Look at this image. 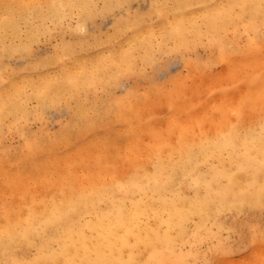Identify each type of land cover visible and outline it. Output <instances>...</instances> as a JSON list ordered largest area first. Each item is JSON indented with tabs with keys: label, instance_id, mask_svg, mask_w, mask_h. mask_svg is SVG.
<instances>
[{
	"label": "bare ground",
	"instance_id": "6f19581e",
	"mask_svg": "<svg viewBox=\"0 0 264 264\" xmlns=\"http://www.w3.org/2000/svg\"><path fill=\"white\" fill-rule=\"evenodd\" d=\"M37 1L35 0L36 4ZM132 2L133 0H43L38 4L44 7H33L31 11V14L39 19L38 24H31L29 8L8 9L16 17V23L9 26L7 35L3 25H0V33L2 32L4 35H1L2 37H7L9 31L10 34H13L9 42H6L4 38L0 39V133L2 136L5 130L19 136H26L23 120L18 117L24 113L23 102L36 100V102H39V107L34 111L26 110V113L27 115L33 113L41 121L46 120L45 114L47 111L62 112V110H66V118L59 120L60 128L63 130L59 132V135L63 137L57 142L68 143L69 140L66 135L69 134L70 129H75L79 122H98L102 124L105 120L100 118L97 113L95 115L88 114V109L77 107L74 102H99L102 100L103 95L107 94L106 88H117L122 83H125L127 88L129 87L126 88L125 98L137 96L138 90H140L139 79H149V68H163L168 61L176 57L183 58L188 65L189 57L186 58V56H189L191 52L196 53L201 47H206L209 50L208 59L210 63L214 60L217 62L234 61L239 55L236 47L239 46L243 34L256 35L255 33H246L244 28V25L253 19L251 15H247L251 10L233 9L228 6L258 4L259 0H154L146 13L132 12ZM9 5H12V3ZM16 5L32 4L31 0H17ZM60 5H92L93 7L61 8ZM106 5L108 7H105ZM153 5H156V7H153ZM117 11H119V14H116ZM75 14L80 20L77 25H63L64 21L73 15L75 16ZM138 14L140 19H138ZM108 15L113 16L112 28L108 32H103L96 23L105 16L108 17ZM245 15H247V19L243 18ZM259 19L260 17L257 14L255 17L257 26L259 25ZM49 20H56L58 24L63 26L62 29L67 33V36L75 40H67L63 37L47 54L46 61L38 60L25 67L12 68L8 61V59H11L10 56L32 53L34 51L33 39L36 36L46 35L50 39L53 38V30L47 25ZM89 23L95 24V28L91 32H88ZM22 25L26 27L28 44L22 40ZM63 30L56 29L55 32L63 35ZM14 38L21 40L26 45V51L20 49L21 44H13ZM247 44L248 48L254 53H261L258 40L256 46H253L250 41ZM92 45H95V50L90 53L88 47ZM238 49H241V47L239 46ZM51 56V60H48ZM66 58H68V62H65ZM162 72L166 75V72ZM180 81L181 77L179 76L169 84H177ZM131 83H133V86H131ZM263 83L264 76L250 81L246 85L248 96L242 99L241 102L247 104V102H252L253 99L262 98L264 96ZM172 103L174 104V102ZM261 103L259 102L255 107L260 106L259 108H261ZM259 108L257 109L260 110ZM201 112L198 111L197 113L201 114ZM200 114L199 116H202ZM263 114L259 112L256 116H245L247 121L243 116H239L240 120L238 121L243 129L250 127L253 129L254 134L258 136L260 132L259 125L264 120ZM251 117H253L251 123L245 124V122H248V118ZM11 118L13 119L11 120ZM175 122L176 120L170 119L168 124L170 129H176V127L171 126ZM97 125L95 133H99L104 128L103 125ZM207 125L209 124L207 123ZM206 127L204 126L203 129L208 128ZM212 129L215 130V127L210 129L211 133ZM214 130L213 136H215ZM225 130L216 135L217 141L221 144L224 143V137L233 132V126ZM194 131L196 132L197 128ZM208 132H205V134H210ZM212 134L211 136L208 135L206 140L203 138L204 136L189 138L186 141L180 139L179 159L172 164L170 169L160 166L163 170V178L171 177L168 190L163 195L174 201L173 204L169 205L170 208L180 210L178 213L173 212V231L171 235L177 238V242L173 246V252L164 254L166 260L190 261L191 264H197L199 257L203 254L201 248L206 245L211 256L210 263L207 264L227 263V260L235 252L241 253L242 250L240 247L230 249L221 241L216 242L221 233L227 228V230L234 231L241 236V233L246 231V223L250 221L258 223L261 215L264 214V209L259 206L258 202H252L251 200L238 202L232 196L221 199L207 195L203 178L197 167L199 162L206 155H210L211 150L215 148L216 141L211 138ZM208 137L211 138V141ZM50 141L52 140L49 139L47 142ZM125 142L123 141V143ZM57 144L59 143L54 145ZM124 145L126 144H123V148ZM54 152V147L47 150L40 145L38 140L26 137L22 156L25 160L33 162L31 160L33 155L35 158H40V162L42 158L49 157ZM17 162L18 160L15 158L8 159L6 162L1 160L3 165L7 163L14 165ZM1 164L0 169H4ZM148 170L151 171V167ZM154 170L155 168L152 172ZM20 173L22 172L20 171ZM146 174H149V172L145 171L138 176L143 177ZM128 177L124 182L117 181L107 184L102 183V181L101 186L92 187V191H78L57 203L53 201L52 204H48L47 209L42 208L43 210H41L40 208L41 211L39 212H37L39 209L31 211L20 230L8 224L17 236V239L14 242H9L8 246L13 249L27 247V241L23 239L22 231L28 226L30 218L32 227L36 228L49 217L65 212L73 202L79 201L83 196H99L100 194L118 192L117 184L127 183ZM241 178L242 180L247 179L243 175ZM225 184H227V180L214 185V191L222 192ZM151 195L152 193L149 192L148 196ZM105 208L106 205L97 201L96 207L88 210L97 211ZM226 213L234 218L232 223L229 222L228 218L226 220ZM115 222V218H113L112 223ZM152 226H156L154 221ZM30 238L39 239L35 234ZM129 241L133 244L136 243L134 237H129ZM4 248L5 241L0 240V259L5 258ZM130 251L132 249H124V253ZM203 257L204 260L208 259L207 255ZM9 258L11 259V257ZM106 258L112 261L113 264H119L122 258L126 260L128 257L126 254L122 255L117 247L110 250V254ZM231 261L229 260V263Z\"/></svg>",
	"mask_w": 264,
	"mask_h": 264
},
{
	"label": "rangeland",
	"instance_id": "374dc122",
	"mask_svg": "<svg viewBox=\"0 0 264 264\" xmlns=\"http://www.w3.org/2000/svg\"><path fill=\"white\" fill-rule=\"evenodd\" d=\"M16 1L1 0L0 15L5 12L2 5L6 3L16 5ZM32 1L31 4L36 6L43 0H38L37 4L35 0ZM153 2L154 0H133L131 11L146 13ZM32 9L29 8L31 24H38L39 19L31 14ZM116 14H119V11ZM112 20L113 16L108 15V17L105 16L99 20L96 25L103 32H108L112 28ZM79 21L75 14L64 21L63 25H77ZM47 25L53 30V38L50 39L46 35L36 36L33 39L34 51L32 53L10 56L11 59L8 61L12 68L25 67L38 60L46 61L47 54L63 37L67 40H75L67 36V33L62 29L63 26L56 20H49ZM88 25V32L94 30L95 24L89 23ZM22 26V40L28 44L26 27ZM56 29L63 30L64 34H57ZM10 33L9 31L7 37H2L4 35L1 32L0 39L4 38L6 42H9L13 36ZM247 43H249V36L243 34L239 44L241 49H238L239 46L236 47L239 55L231 62L212 61L213 57L210 63L209 50L206 47H201L196 53L191 52L189 56H186V58L189 57L188 65L183 58L176 57L168 61L163 68L151 67L148 69L149 79H139L140 90H138L137 96L125 98L126 90L129 87L127 88V85L122 83L117 88H106L107 94H104L99 102H74L77 107L88 109V114L95 115L97 113L100 118L105 120L102 124L79 122L77 127L70 129L69 134L66 135L68 143L57 142L63 137L59 135V132L63 131L60 128L59 120L66 118V110H62V112L47 111L46 120L41 121L33 113L28 115L26 113V110H36L39 107V102L36 100L23 102L24 113L18 118L23 120L26 136H19L6 130L3 136L0 133V164L1 160L5 162L13 158L18 160L14 165L1 164L4 169H0V240L5 241L3 232L8 224L20 230L31 211L39 209L37 211L39 212L47 209L48 204H52L53 201L57 203L78 191H92V187H100L102 183L124 182L126 177L132 174L140 176V173L145 171L151 173L154 165L170 169L172 164L179 159L180 139L186 141L189 138L204 136L203 138L206 140L207 136H211L213 133L214 129H212V133L210 129L215 127V136L212 134L211 138H214L213 141H217L216 135L239 123V116H243L247 121L245 116H256L259 112L263 114L264 96L253 99L247 104L241 102L248 96L246 85L250 81L264 76V52L254 53L248 48ZM13 44H21L20 49L26 51V45L21 40L14 38ZM88 50L90 53L94 52L95 45L88 47ZM51 58L52 56L48 60ZM67 59L65 62L69 61ZM162 71L166 72V75ZM179 76L181 77L179 83L169 84ZM262 87L264 89V83ZM22 98L24 99V97ZM259 102H262L261 108H259L260 106L255 107ZM253 109L255 110L253 111ZM198 111L202 116H199ZM252 118H248V122L245 124H250ZM170 119L176 120L174 125H171L176 129L169 128ZM97 124L104 127L99 133H95ZM202 126L208 128L203 129ZM207 131L210 134H205ZM26 137L38 140L40 145L47 150L54 147L55 152L49 157L42 158L40 162V158H35L33 155L31 157L33 162L25 160L22 156V149ZM49 139L52 141L47 142ZM173 139L175 140L173 141ZM123 141L126 142L123 143ZM79 142L84 144L81 145ZM53 143L59 144L54 145ZM122 143L126 144L124 145L125 149L122 147ZM149 167H151V171L148 170ZM225 218L226 220L228 218L230 223L234 219L227 213ZM240 240L241 236L238 233L226 228L216 242L221 241L226 247L237 249L240 247ZM201 250L203 254L199 257L197 264L210 263L211 256L208 247L204 245ZM241 250V253L235 252L227 260V263L243 264V261L249 259L245 255L246 250L242 248ZM204 255H207L208 259L204 260ZM229 260H232L231 263Z\"/></svg>",
	"mask_w": 264,
	"mask_h": 264
},
{
	"label": "snow or ice",
	"instance_id": "6c2138e0",
	"mask_svg": "<svg viewBox=\"0 0 264 264\" xmlns=\"http://www.w3.org/2000/svg\"><path fill=\"white\" fill-rule=\"evenodd\" d=\"M22 7L44 6L5 4L0 25H3L6 35L9 26L16 23V17L8 9ZM228 7L251 10L247 15L253 19L244 28L246 33L256 34L249 35V41L256 46L258 40V47L264 52V0H259L258 4ZM257 14L260 17L258 26L255 21ZM247 15L243 18L247 19ZM259 127L257 136L250 127L243 129L240 123L233 125V132L224 137V143L216 141L211 154L199 162L197 170L208 196L221 199L232 196L238 202L251 200L264 209V120ZM154 168L152 173L143 177L130 175L127 183L117 184L118 192L81 197L65 212L49 217L36 228L32 227L30 218L22 231L23 239L27 241L26 248L8 246L9 242L17 239L8 226L3 232L5 258L0 259V264H113L106 256L117 247L122 255L128 257L126 260L122 258L119 264H191L190 261L164 259L165 253L174 251L173 246L177 242V238L171 235L172 220L173 212L180 210L170 208L174 201L163 195L168 190L171 177L163 178L160 165H154ZM242 175L247 179L242 180ZM225 180L224 190L214 191V185ZM149 192L151 196H148ZM97 201L106 208L89 211V208L96 207ZM113 218L115 223H112ZM153 221L156 226H152ZM245 227L240 247L246 249L245 255L249 259L243 264H264V214L258 223L250 221ZM33 234L39 239H31ZM129 237H134L136 243H131ZM125 248L132 251L124 253Z\"/></svg>",
	"mask_w": 264,
	"mask_h": 264
}]
</instances>
